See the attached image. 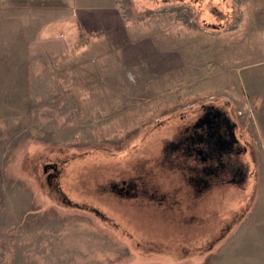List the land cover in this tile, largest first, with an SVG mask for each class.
<instances>
[{
	"label": "rangeland",
	"instance_id": "rangeland-1",
	"mask_svg": "<svg viewBox=\"0 0 264 264\" xmlns=\"http://www.w3.org/2000/svg\"><path fill=\"white\" fill-rule=\"evenodd\" d=\"M0 264H264V0H0Z\"/></svg>",
	"mask_w": 264,
	"mask_h": 264
},
{
	"label": "flooded vegetation",
	"instance_id": "flooded-vegetation-1",
	"mask_svg": "<svg viewBox=\"0 0 264 264\" xmlns=\"http://www.w3.org/2000/svg\"><path fill=\"white\" fill-rule=\"evenodd\" d=\"M208 114H209V113H208ZM217 116H218V114H216V113H215V114H212V116H211V117H212V120H211V119L208 120V121L210 122V124H211L213 121H215L214 119H215ZM223 122H224L223 124H224L225 126H227V127L229 128V130H230V126H229L228 122H227V121H224V120H223ZM215 124H217V123H215ZM218 124H219V123H218Z\"/></svg>",
	"mask_w": 264,
	"mask_h": 264
},
{
	"label": "water",
	"instance_id": "water-1",
	"mask_svg": "<svg viewBox=\"0 0 264 264\" xmlns=\"http://www.w3.org/2000/svg\"><path fill=\"white\" fill-rule=\"evenodd\" d=\"M48 166H50V165L45 166L44 169H46Z\"/></svg>",
	"mask_w": 264,
	"mask_h": 264
}]
</instances>
